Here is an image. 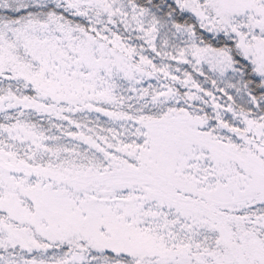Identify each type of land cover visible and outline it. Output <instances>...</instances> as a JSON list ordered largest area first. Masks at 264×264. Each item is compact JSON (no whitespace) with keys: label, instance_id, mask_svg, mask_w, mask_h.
<instances>
[{"label":"snow or ice","instance_id":"snow-or-ice-1","mask_svg":"<svg viewBox=\"0 0 264 264\" xmlns=\"http://www.w3.org/2000/svg\"><path fill=\"white\" fill-rule=\"evenodd\" d=\"M0 264H264V0H0Z\"/></svg>","mask_w":264,"mask_h":264}]
</instances>
